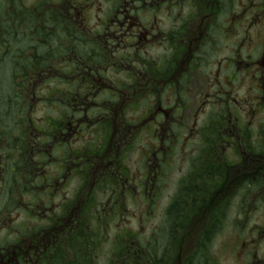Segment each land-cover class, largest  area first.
Masks as SVG:
<instances>
[{"label":"flooded vegetation","instance_id":"af4514ba","mask_svg":"<svg viewBox=\"0 0 264 264\" xmlns=\"http://www.w3.org/2000/svg\"><path fill=\"white\" fill-rule=\"evenodd\" d=\"M7 62L0 85L22 81L13 109L0 86V264H100L108 237L107 264H140L150 241L123 225L170 184L151 264L178 201L181 264H264V226L247 237L264 207V0H0Z\"/></svg>","mask_w":264,"mask_h":264},{"label":"rangeland","instance_id":"374dc122","mask_svg":"<svg viewBox=\"0 0 264 264\" xmlns=\"http://www.w3.org/2000/svg\"><path fill=\"white\" fill-rule=\"evenodd\" d=\"M28 4H29V1H28ZM9 66H10L9 62H7V64L0 63V70L3 73L9 72V71H11V69H9ZM8 76L9 75H5L4 78L2 77L3 79L1 82L3 84L0 86H2V87L5 86L8 88L11 85L10 86L11 92L12 93L14 91L17 92L20 88V84H21L22 80L18 79V78H11V76H9L11 78L9 80ZM263 108H264V105H263ZM254 118L263 119L264 114L255 115ZM171 186H172V184L166 186L163 189L161 197L158 198L155 202L156 207L155 208L151 207L150 213L141 205L139 208L138 219L130 220V221L124 223L122 230L131 231L130 234L133 233L134 235H136L135 238H128L127 240H129V239H131L132 241L136 240L139 243H146L145 241L149 240L150 241L149 245H151V237H153L155 235V232L159 230V228L162 224L163 215H164L163 208H164V205L167 203V201H168V199L172 193V189L170 188ZM141 200H143V199L140 198L138 203H140ZM135 208L137 209V207H135ZM257 226H264V207L258 206L255 209V212L253 213V215L251 217V221L249 222L250 230H249V233L247 234V237H254L255 236V234H256L255 228ZM110 229H112L111 237H113L114 234L116 233V228L114 226H112ZM228 230L229 229H227V231ZM124 235H126V234H124ZM233 235H234V232L232 231L230 233V236H233ZM111 240L112 239L110 237H108L106 240V242L108 241V244L103 245V247L100 244L102 247V248H99V250H100L99 257L102 259L100 264H107V262L104 260L109 257V253H107L109 250V247H111V249H113V250L119 248L115 244L117 240H115L114 242ZM118 241H120V240H118ZM218 249H220V245H216L215 251ZM252 251H257V249L253 246ZM258 252H259V254H264V242L259 245ZM218 259H219L218 264H237V261L235 260V256L230 252V250L221 251L219 253Z\"/></svg>","mask_w":264,"mask_h":264},{"label":"trees","instance_id":"16d2710c","mask_svg":"<svg viewBox=\"0 0 264 264\" xmlns=\"http://www.w3.org/2000/svg\"><path fill=\"white\" fill-rule=\"evenodd\" d=\"M50 21H51V19H50ZM36 22H37L36 16L32 15V16H30V20H28V25L35 24ZM30 28H32V27L29 26L28 30ZM12 34H13V36H15L17 38L18 42H20V40H22V39L24 40V38L21 36L20 30L17 31V29H13ZM24 45H28V43H24ZM39 48H44V46L40 45ZM14 65H16V64H14ZM14 65H13V70H19L20 69L19 64H17L15 67H14ZM10 86L8 88L5 86L3 87V88H6V92H5L6 96L4 94H3V96L7 97V99H10V97H11L12 100L10 102L11 104L9 103V105H12V109H13L14 108V104H13L14 103L13 102L14 96H15V94H16V96H18V91L17 92L14 91L12 93ZM169 211H168V213L170 215V220L167 223L166 222L164 223L163 228H162V230L158 236L157 249H158L159 257H157V258H156V256L154 257V258H156L155 260H156L157 264L166 263L167 260L164 257L168 256V254H170L171 261L173 259H175L176 255H175V252H173L172 250L177 247V244L179 245V236L177 233V231H178L177 229H178V226L180 225V216L182 214V206L180 205L179 201L177 203H175L173 205V207L171 208V210L169 209ZM167 227L169 228V233H166ZM76 242H77V240H76ZM207 242H208V240H203L204 245H206ZM77 246H78V244H77ZM87 247H88V245L86 243H83L82 246H78V250L76 252V255L83 257L84 251H81V249L87 248ZM92 247L95 248L93 244H92ZM114 252H115L114 250L112 251V253L109 252V255L112 256L114 254ZM93 254H94V251L92 250V252L90 254V256L92 258H93ZM205 256H206V254H205ZM83 263H84L83 259H81L77 262V264H83ZM139 263L140 264H151V252L148 254V256L145 255L141 260H139ZM189 264H192V263L189 262ZM200 264H206V263H200Z\"/></svg>","mask_w":264,"mask_h":264}]
</instances>
